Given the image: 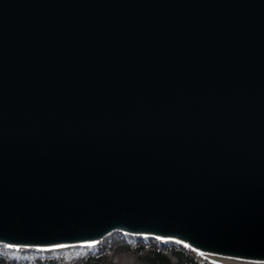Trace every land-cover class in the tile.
I'll list each match as a JSON object with an SVG mask.
<instances>
[{"label":"water","instance_id":"1","mask_svg":"<svg viewBox=\"0 0 264 264\" xmlns=\"http://www.w3.org/2000/svg\"><path fill=\"white\" fill-rule=\"evenodd\" d=\"M117 235L264 263V0H0V254Z\"/></svg>","mask_w":264,"mask_h":264},{"label":"trees","instance_id":"2","mask_svg":"<svg viewBox=\"0 0 264 264\" xmlns=\"http://www.w3.org/2000/svg\"><path fill=\"white\" fill-rule=\"evenodd\" d=\"M119 255L122 256L120 259ZM0 264H212L180 246H158L153 243L127 244L109 241L90 254L54 257L34 256L17 261L0 255Z\"/></svg>","mask_w":264,"mask_h":264},{"label":"bare ground","instance_id":"3","mask_svg":"<svg viewBox=\"0 0 264 264\" xmlns=\"http://www.w3.org/2000/svg\"><path fill=\"white\" fill-rule=\"evenodd\" d=\"M20 248L21 247H17V246L8 247V246H1L0 245V251L7 252V253L9 252V253L15 254V255H17L19 253L18 249H20ZM195 251L198 252L199 255H201L202 257H205L209 260L215 261L219 264H264V263H254V262H244V261H239V260H233L230 258L218 256V255H212V254L204 253V252L199 251L197 249Z\"/></svg>","mask_w":264,"mask_h":264},{"label":"rangeland","instance_id":"4","mask_svg":"<svg viewBox=\"0 0 264 264\" xmlns=\"http://www.w3.org/2000/svg\"><path fill=\"white\" fill-rule=\"evenodd\" d=\"M107 244H108V243H105V244H103V246H104V245H107ZM119 257H120V259L122 258V256H121V255H119Z\"/></svg>","mask_w":264,"mask_h":264}]
</instances>
